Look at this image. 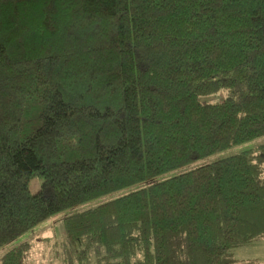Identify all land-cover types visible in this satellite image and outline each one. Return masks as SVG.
Listing matches in <instances>:
<instances>
[{
    "label": "trees",
    "instance_id": "trees-1",
    "mask_svg": "<svg viewBox=\"0 0 264 264\" xmlns=\"http://www.w3.org/2000/svg\"><path fill=\"white\" fill-rule=\"evenodd\" d=\"M262 136L264 0H0V249L140 185L64 219L68 264H254L264 146L180 169Z\"/></svg>",
    "mask_w": 264,
    "mask_h": 264
},
{
    "label": "rangeland",
    "instance_id": "rangeland-1",
    "mask_svg": "<svg viewBox=\"0 0 264 264\" xmlns=\"http://www.w3.org/2000/svg\"><path fill=\"white\" fill-rule=\"evenodd\" d=\"M225 95V92H221L208 96H201V100L215 103L217 101L223 100ZM261 146H264V136L248 141L236 147L229 148L223 152H220L207 159L196 162L195 164L180 170H183V172H185L190 170L191 168L201 166L205 163H211L221 158L235 155L247 150L258 151V148ZM174 174H179V170L169 173L163 177H160V180L171 177ZM42 184V177H34L30 181L31 192L33 194L38 193L41 189ZM140 187L141 186L139 185L106 195L92 202L65 210L57 214L56 216L51 217L50 219L36 226L34 229L26 232L25 234L21 235L20 237L14 239L10 243L2 247L0 249V261L8 252L13 250L14 248L22 245L23 243H28L29 250L25 258L27 264H68L70 254L67 251L64 219L67 216L94 208L100 204L111 201L123 194H127ZM233 257L241 261L252 260V263L254 264H264V239L256 241L252 246L235 249L233 251Z\"/></svg>",
    "mask_w": 264,
    "mask_h": 264
},
{
    "label": "crops",
    "instance_id": "crops-1",
    "mask_svg": "<svg viewBox=\"0 0 264 264\" xmlns=\"http://www.w3.org/2000/svg\"><path fill=\"white\" fill-rule=\"evenodd\" d=\"M261 239H264V238H261ZM252 246V245H251ZM241 248H246V247H241ZM238 249H240V248H238ZM239 255H241V254H239Z\"/></svg>",
    "mask_w": 264,
    "mask_h": 264
}]
</instances>
